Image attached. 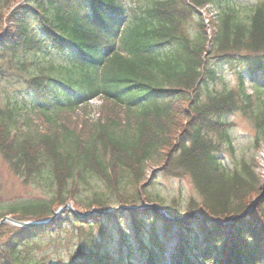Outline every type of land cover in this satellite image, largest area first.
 Returning <instances> with one entry per match:
<instances>
[{
  "label": "trees",
  "instance_id": "obj_1",
  "mask_svg": "<svg viewBox=\"0 0 264 264\" xmlns=\"http://www.w3.org/2000/svg\"><path fill=\"white\" fill-rule=\"evenodd\" d=\"M215 1L0 0V60L15 57L23 65L17 52L48 46L68 64L66 76L19 74L33 108L45 116L42 127L0 107V156L41 192L9 205L0 200V218H47L67 199L100 210L84 221L63 210L48 224H0V264H40L22 256V248L54 232L65 233L62 242L73 250L67 264H264V196L246 212L261 192L259 177L245 161L230 171L219 161L221 143L231 142L223 117L251 107L244 73L254 93L264 95V5L247 21L222 10L207 49L202 17L194 36L181 23ZM223 66L235 71L236 87L213 90ZM91 97L109 108L86 130L57 115ZM252 117L259 143L264 106ZM149 161L162 174L191 175L200 200H192L188 214L234 221L170 222L150 208L106 211L141 197L161 201L146 191ZM166 208L179 216L177 207ZM172 243L176 252L167 263Z\"/></svg>",
  "mask_w": 264,
  "mask_h": 264
},
{
  "label": "rangeland",
  "instance_id": "obj_2",
  "mask_svg": "<svg viewBox=\"0 0 264 264\" xmlns=\"http://www.w3.org/2000/svg\"><path fill=\"white\" fill-rule=\"evenodd\" d=\"M132 2V0H129ZM215 1L214 7L207 5L204 9H201L200 15L194 13L193 15L186 17L181 23L182 31L189 36H194L197 29L196 21L199 17H202L205 26V32L207 33L206 47L209 49L212 46V35L216 30L218 16L221 15L222 10L231 8L240 19L247 21L248 16L252 14L253 9L259 4L264 5V0H219ZM129 4V3H128ZM17 55L21 57L23 65L16 63V58H11L9 61L6 58L0 60V68L6 70L4 74L0 73V107H9L15 112V115L20 120H24L29 117L30 123L35 126L42 127L45 123V116L33 108L34 104L29 95H27L21 88L20 82H18L19 74L24 75L25 69L32 73H43L51 76H66L65 67L68 66L66 61H63L61 57L54 53L48 46H43L40 49H35L34 52H29L23 55L21 52H17ZM67 64V65H66ZM221 78L210 84L209 87L216 91L228 90L229 88L236 87V75L235 71L230 68H221L219 72ZM245 83L244 91L251 97L250 108L246 110H236L225 114L224 121L228 123V136L231 142L229 144L221 143L219 152V161L225 164L227 170H233V168L241 167L243 162H247L249 167L255 171L259 177L260 190L264 189V139L259 143L256 141L257 127H255V121L252 117V112L261 111L264 106V95L254 93L253 83H249L250 79L247 74L244 73ZM253 82L260 84V77L253 78ZM109 106L103 102L100 97L91 98L89 102L80 103L79 106L71 108L70 110H59L57 115L68 127H78L86 130L97 119L102 117V112L106 111ZM260 109V110H259ZM89 124V125H88ZM261 138V137H260ZM156 162L149 161L145 170L146 178L152 182L146 188L148 192H154L161 201L154 202L159 207H177L179 216L188 214L189 204L192 200L199 202L200 196L197 194L195 184L191 175L182 174L181 176H175L174 174H162L158 168ZM133 188L132 186H130ZM130 188V189H131ZM41 197V192L35 187L24 183L20 178L14 176L7 168L4 160L0 156V200L1 203L9 205L10 203L19 202L20 200L31 199ZM254 199V198H253ZM76 211L85 213L88 211L83 206L75 207L73 199H67ZM150 203V202H149ZM144 199H139L138 204L133 206L149 204ZM166 207H163L164 209ZM150 208V207H149ZM148 208V209H149ZM154 211L152 208H150ZM167 209V208H166ZM53 212V211H52ZM52 215V214H51ZM50 215V216H51ZM65 233H50L44 235L42 238L33 240L28 243L27 246L22 248V256H26V259L30 261H39L40 264H67L71 252L70 244L63 243ZM115 245H112L114 249ZM196 251V250H195ZM176 249L173 247V243L169 244L164 251L166 256V262L171 263V257L175 254ZM137 262L140 261L137 259Z\"/></svg>",
  "mask_w": 264,
  "mask_h": 264
},
{
  "label": "water",
  "instance_id": "obj_3",
  "mask_svg": "<svg viewBox=\"0 0 264 264\" xmlns=\"http://www.w3.org/2000/svg\"><path fill=\"white\" fill-rule=\"evenodd\" d=\"M261 192L256 196V198H254L250 203V206L247 208L246 212H249L252 205L255 203L256 199H258L261 196H264V189L260 190ZM152 208L154 210V212L161 217L164 220L167 221H178V222H184L187 223L189 218H195L197 219L200 223L203 221V219H208V220H215L217 223H219L220 225H229L231 224L234 219H229V220H224V221H220L218 219H212L209 218L205 215H201L199 212L197 211H193L192 213L186 214V215H181V216H175L173 214H169L163 207H159L158 205L154 204V203H149V204H143V205H138V206H133V205H118L117 207H113V208H109L106 211L112 212V211H117V210H123V209H131V210H138V209H142V208ZM63 210H67L69 211L73 217H75L78 221H84L85 218L89 217L92 214H96V212H99L100 210H92V211H86L85 213H81L79 211H76L75 208H73V206L68 203L65 202L62 206L57 207L56 209L53 210V214L50 217L47 218H42L39 220H32V221H28V220H18L15 219L14 217H12L11 215L8 216H3L0 218V224L2 223H8V224H13L15 226H23V227H32L34 225H43V224H48L51 223L54 219H56L61 213H63Z\"/></svg>",
  "mask_w": 264,
  "mask_h": 264
}]
</instances>
